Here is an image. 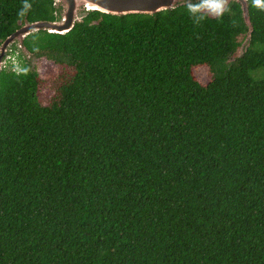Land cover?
Segmentation results:
<instances>
[{
  "label": "trees",
  "instance_id": "16d2710c",
  "mask_svg": "<svg viewBox=\"0 0 264 264\" xmlns=\"http://www.w3.org/2000/svg\"><path fill=\"white\" fill-rule=\"evenodd\" d=\"M207 1L82 8L2 66L0 264H264V0L250 33ZM62 11L0 0V45ZM33 56L59 66L46 103Z\"/></svg>",
  "mask_w": 264,
  "mask_h": 264
},
{
  "label": "water",
  "instance_id": "95a60500",
  "mask_svg": "<svg viewBox=\"0 0 264 264\" xmlns=\"http://www.w3.org/2000/svg\"><path fill=\"white\" fill-rule=\"evenodd\" d=\"M63 11L61 18L58 20L47 21L38 20L34 22L25 21L16 31L10 34L0 45V70L2 68V59L6 48L13 42L17 41L19 47L24 53L28 50L24 46V39L32 32L44 29L49 32L65 33L68 32L83 14L80 9L98 10L113 15H123L128 13L154 14L161 10L175 7L183 0H59ZM242 8L245 22L249 26V33L252 25L249 16L248 0H236ZM29 55V54H28Z\"/></svg>",
  "mask_w": 264,
  "mask_h": 264
},
{
  "label": "rangeland",
  "instance_id": "374dc122",
  "mask_svg": "<svg viewBox=\"0 0 264 264\" xmlns=\"http://www.w3.org/2000/svg\"><path fill=\"white\" fill-rule=\"evenodd\" d=\"M230 1L231 0H208L205 6V10H209L212 15H216L219 12H221ZM211 4H219V8H213L211 6H208ZM245 42L246 41L243 42L241 48L243 47ZM16 43L19 44L17 41ZM11 44L6 48V51L2 59V66L9 65L7 60H9V62L13 64L17 63L18 57L20 56V53H22V49L19 47V45L17 46L20 48V50L17 48H14L13 46H11ZM30 60L33 66L37 69L41 78L45 79L46 81V85L41 86L40 91H39L40 101H42L43 103H46L48 101L50 94L52 93V89L50 88V85H51L53 77L56 76L58 73L59 66L54 61L49 60L45 57L33 56L30 58ZM194 73L196 77L198 78V80L203 84H207L211 80V72L209 71V68L207 66L195 68ZM253 76L255 78L256 77L260 78L262 76L261 70L253 72Z\"/></svg>",
  "mask_w": 264,
  "mask_h": 264
},
{
  "label": "clouds",
  "instance_id": "9594fccd",
  "mask_svg": "<svg viewBox=\"0 0 264 264\" xmlns=\"http://www.w3.org/2000/svg\"><path fill=\"white\" fill-rule=\"evenodd\" d=\"M254 4H256L257 6H261L262 5V0H254ZM202 6H205V5L204 4L196 5V6L189 5L190 8L202 7ZM208 6H211L213 8H219V4H211V5H208Z\"/></svg>",
  "mask_w": 264,
  "mask_h": 264
},
{
  "label": "flooded vegetation",
  "instance_id": "af4514ba",
  "mask_svg": "<svg viewBox=\"0 0 264 264\" xmlns=\"http://www.w3.org/2000/svg\"><path fill=\"white\" fill-rule=\"evenodd\" d=\"M16 45H18V44L16 43Z\"/></svg>",
  "mask_w": 264,
  "mask_h": 264
}]
</instances>
